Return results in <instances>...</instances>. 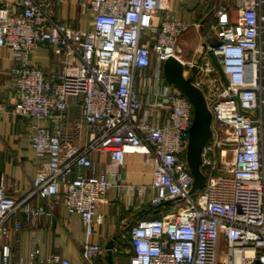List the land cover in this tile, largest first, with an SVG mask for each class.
Instances as JSON below:
<instances>
[{"label": "built area", "instance_id": "1", "mask_svg": "<svg viewBox=\"0 0 264 264\" xmlns=\"http://www.w3.org/2000/svg\"><path fill=\"white\" fill-rule=\"evenodd\" d=\"M83 5L94 15L92 29L55 18L51 0H0V46L17 60L13 112L30 120L29 143L41 161L22 199L0 174V264H76L54 254L38 262L37 248L29 261H16L3 242L9 220L17 212L31 221L53 216L60 197L93 235L113 187L140 208L159 210L121 235L129 242L127 264H264V0H218L204 24L201 59L181 60L212 113L201 161L205 184L196 191L187 159L194 106L167 80L164 63L199 24L176 17L169 0ZM44 44L58 57V72L32 61ZM98 153L110 157L101 171ZM129 155L142 156L149 182L124 180ZM33 197L42 203L32 204ZM103 250L86 242L81 254L91 263Z\"/></svg>", "mask_w": 264, "mask_h": 264}, {"label": "crops", "instance_id": "2", "mask_svg": "<svg viewBox=\"0 0 264 264\" xmlns=\"http://www.w3.org/2000/svg\"><path fill=\"white\" fill-rule=\"evenodd\" d=\"M9 1L16 3L18 0ZM51 1L55 18L76 28H93L94 15L90 8L83 5L88 0ZM217 2L218 0H169V5L176 17L199 24L194 29L203 44L206 33L204 24L214 17ZM180 42H184L182 38ZM180 57L184 59L182 55ZM31 59L46 72L55 73L60 69L58 57L48 44L37 48ZM16 65L13 50L0 46V102L5 106V111L0 113V174H4L6 178L9 193L22 199L31 191L41 161L29 143L33 133L30 120L13 112V69ZM73 115L79 116L78 108L73 110ZM94 158L98 171L104 170L110 162L106 153H98ZM149 171L150 168L143 163L141 155H129L123 169V178L136 184L149 182ZM56 199L53 216H42L31 221L23 212H17L10 218V232L3 242L10 246L16 261H29L31 253L37 248L40 250L36 258L38 262L54 254L76 264H108L106 244L114 239L115 247L124 248L126 242L121 235L145 217L148 210L140 208L136 198L129 197L125 189L113 187L97 210L103 216V223L96 225L93 235H88L79 216L69 214L61 198ZM31 202L34 205L42 203L37 197H33ZM86 242H95L104 248L91 263L86 262L81 254ZM128 261L126 255L116 256L114 259L115 264H127Z\"/></svg>", "mask_w": 264, "mask_h": 264}, {"label": "water", "instance_id": "3", "mask_svg": "<svg viewBox=\"0 0 264 264\" xmlns=\"http://www.w3.org/2000/svg\"><path fill=\"white\" fill-rule=\"evenodd\" d=\"M210 56L223 75L222 68L213 52ZM164 74L169 82L174 84L194 106V121L190 129L187 159L191 173L194 178L193 191L201 189L205 184V176L201 171L202 151L205 144L212 136V113L207 105L204 93L196 87L190 78L184 76V64L177 57H170L164 63ZM225 79V76L223 75ZM114 239L105 246L106 259L108 264H115Z\"/></svg>", "mask_w": 264, "mask_h": 264}, {"label": "rangeland", "instance_id": "4", "mask_svg": "<svg viewBox=\"0 0 264 264\" xmlns=\"http://www.w3.org/2000/svg\"><path fill=\"white\" fill-rule=\"evenodd\" d=\"M181 38L184 41L183 43L180 42ZM179 45L181 46V49ZM201 45L202 41L200 35L196 33L194 27H192L188 32L179 38L176 51L177 57L185 63L195 59H201V54H198L197 52L198 49L201 48ZM180 55H182L184 59L181 58Z\"/></svg>", "mask_w": 264, "mask_h": 264}, {"label": "trees", "instance_id": "5", "mask_svg": "<svg viewBox=\"0 0 264 264\" xmlns=\"http://www.w3.org/2000/svg\"><path fill=\"white\" fill-rule=\"evenodd\" d=\"M212 42L215 43L216 40H214V41L212 40ZM158 215H159V210L158 209L154 210V209L148 208V210L146 212V217H156ZM128 246H129V242H126V245L124 246V248H120L119 254L114 255V259L116 258V256H120V257L125 256L124 251H125V248L128 247Z\"/></svg>", "mask_w": 264, "mask_h": 264}]
</instances>
